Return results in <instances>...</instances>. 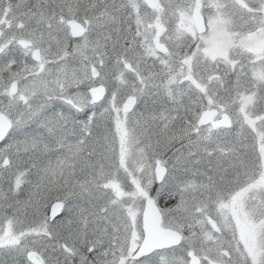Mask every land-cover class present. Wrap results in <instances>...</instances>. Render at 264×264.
<instances>
[{"label":"snow or ice","instance_id":"obj_1","mask_svg":"<svg viewBox=\"0 0 264 264\" xmlns=\"http://www.w3.org/2000/svg\"><path fill=\"white\" fill-rule=\"evenodd\" d=\"M0 264H264V0H0Z\"/></svg>","mask_w":264,"mask_h":264}]
</instances>
